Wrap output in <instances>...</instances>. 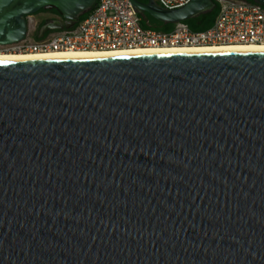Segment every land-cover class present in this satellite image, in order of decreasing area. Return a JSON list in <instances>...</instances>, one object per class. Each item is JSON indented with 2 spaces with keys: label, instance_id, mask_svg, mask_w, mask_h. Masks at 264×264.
<instances>
[{
  "label": "water",
  "instance_id": "water-1",
  "mask_svg": "<svg viewBox=\"0 0 264 264\" xmlns=\"http://www.w3.org/2000/svg\"><path fill=\"white\" fill-rule=\"evenodd\" d=\"M96 1L0 0V45ZM0 264H264V52L0 61Z\"/></svg>",
  "mask_w": 264,
  "mask_h": 264
},
{
  "label": "built area",
  "instance_id": "built-area-1",
  "mask_svg": "<svg viewBox=\"0 0 264 264\" xmlns=\"http://www.w3.org/2000/svg\"><path fill=\"white\" fill-rule=\"evenodd\" d=\"M191 0H156L163 8L176 9ZM217 7L213 24L193 30L185 21L171 31L143 26L144 18L131 0H97L82 20L63 29L37 36L36 15L26 16L25 37L0 45V53H51L67 51L116 52L134 48L212 47L264 45V6L245 0H212Z\"/></svg>",
  "mask_w": 264,
  "mask_h": 264
},
{
  "label": "bare ground",
  "instance_id": "bare-ground-1",
  "mask_svg": "<svg viewBox=\"0 0 264 264\" xmlns=\"http://www.w3.org/2000/svg\"><path fill=\"white\" fill-rule=\"evenodd\" d=\"M264 52V45H220L212 47H174V48H134L116 52L105 51H67L51 53H0V61H29L46 59H74L92 57H117L147 54H188L211 52Z\"/></svg>",
  "mask_w": 264,
  "mask_h": 264
},
{
  "label": "trees",
  "instance_id": "trees-1",
  "mask_svg": "<svg viewBox=\"0 0 264 264\" xmlns=\"http://www.w3.org/2000/svg\"><path fill=\"white\" fill-rule=\"evenodd\" d=\"M139 1L145 3L148 0H139ZM245 1L253 2V0H245ZM41 11H45V10L42 9ZM53 11L55 13L61 14L57 9H54ZM86 14L80 16V20H82L86 16ZM216 14H217V7L214 6V8L211 11H209L207 13H203V14H201V15L193 18V19L187 20L185 22L188 23L189 26L193 30H203V29L210 27L213 24L214 19L216 17ZM143 26H150V27H153L155 29L163 30V31H171L174 28V24L163 23V22L158 21L155 18L151 17L149 14H146L145 19L143 21Z\"/></svg>",
  "mask_w": 264,
  "mask_h": 264
},
{
  "label": "flooded vegetation",
  "instance_id": "flooded-vegetation-1",
  "mask_svg": "<svg viewBox=\"0 0 264 264\" xmlns=\"http://www.w3.org/2000/svg\"><path fill=\"white\" fill-rule=\"evenodd\" d=\"M53 10L54 9L45 10V11L40 10L39 12L34 14L36 16H39L41 14L44 15L42 17L37 18L38 19V27L34 32L37 36L41 35L42 32L44 31V29L47 28L48 26H51L54 21H56V20L62 21L63 20L62 15L55 13ZM47 31H49V30H47Z\"/></svg>",
  "mask_w": 264,
  "mask_h": 264
},
{
  "label": "rangeland",
  "instance_id": "rangeland-1",
  "mask_svg": "<svg viewBox=\"0 0 264 264\" xmlns=\"http://www.w3.org/2000/svg\"><path fill=\"white\" fill-rule=\"evenodd\" d=\"M42 16H44V15L41 14V15H39V16H36V18H38V17H42Z\"/></svg>",
  "mask_w": 264,
  "mask_h": 264
}]
</instances>
